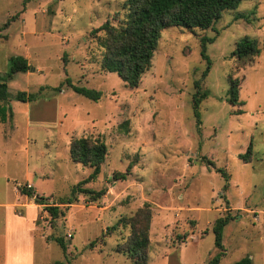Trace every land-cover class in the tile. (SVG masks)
Instances as JSON below:
<instances>
[{"label":"rangeland","instance_id":"rangeland-1","mask_svg":"<svg viewBox=\"0 0 264 264\" xmlns=\"http://www.w3.org/2000/svg\"><path fill=\"white\" fill-rule=\"evenodd\" d=\"M125 2L0 0V77L10 57H24L32 69L16 74L8 91L36 97L0 103L12 111L0 122V202L14 203L15 185L31 184L48 204H60L91 172L70 160L71 141L99 139L107 154L85 188L106 189L105 195L95 202L79 195L67 210L59 205L66 213L53 228L39 206L34 264H132L129 219L145 204L151 213L146 264H207L217 253L213 224L226 214L234 219L223 230L219 264L244 257L264 264V0L242 2L205 31H162L152 66L135 88L102 71L106 33L93 32L105 22L121 28ZM202 37L214 38L206 45L210 68L203 79ZM243 37L260 50L249 61L231 56ZM65 79L99 91L101 99L93 102L65 85L54 91ZM199 79L207 98L198 107V129L193 95ZM231 80L237 81L241 106L226 101ZM125 122L126 133L120 127ZM250 141L251 154L241 160ZM128 167L125 181H113ZM218 170L228 176L226 191ZM120 219L128 226L102 237ZM53 238L63 239L65 252Z\"/></svg>","mask_w":264,"mask_h":264},{"label":"trees","instance_id":"trees-1","mask_svg":"<svg viewBox=\"0 0 264 264\" xmlns=\"http://www.w3.org/2000/svg\"><path fill=\"white\" fill-rule=\"evenodd\" d=\"M247 0H126L127 16L124 25L115 29L105 22L101 27L93 32L104 31L106 38L102 40L100 46L105 52L101 61V69L106 73L116 74L130 88L138 86L142 75L152 66V58L158 47L160 33L165 29L179 27L185 30L205 31L211 29L226 11H233ZM214 38L202 37L200 39L201 59L206 61V70L202 73L201 79L205 78L210 68V61L206 55V45L212 44ZM260 54L257 43L254 39L243 37L237 41L235 49L231 53L238 61H249ZM28 61L21 56H12L8 60V70L0 77V103L14 100L21 103L33 101L35 94L18 92L12 96L8 91L7 83L13 79L16 74H24L31 71ZM201 79L194 83L195 94L193 95V115L196 119V126L199 129L200 114L198 107L200 102L207 98L205 92H201ZM65 85L72 92L78 94L93 102L101 99V93L93 89L78 87L73 85L70 80L65 79L54 91L61 90ZM239 89L236 80H231L228 89L227 103L232 106H241L238 98ZM243 114L237 111L236 115ZM12 116V111L8 106L0 105V122L5 123ZM127 122L120 127L124 133ZM252 151L251 141L248 144L246 153L240 155L241 160L249 158ZM107 154L106 146L99 139L89 137L77 138L71 141L69 145V157L73 163L80 164L83 167H89V175L79 181L71 190L70 196L60 204H48L47 199L35 194L30 186H17L18 192L33 199L34 204L42 206L50 218V227L53 228L56 221L65 216L66 210L78 201V196L87 197L88 202H95L101 199L106 189L93 191L85 188V185L94 182L100 174V168ZM207 166L213 163L203 158ZM131 167H128L125 173H115L113 181H125ZM224 179L223 191L228 188V176L225 172L218 170ZM59 205L65 207L61 209ZM234 218L226 214L215 220L212 233L214 236V246L217 253L207 262V264H219L225 255L222 245V234L224 228ZM131 234L126 252L132 261V264H146L148 249V231L150 228L151 213L149 205L145 204L135 216L129 219ZM124 219H120L114 226L106 229L102 237L111 235L119 226L126 228L128 226ZM62 251L65 252L66 246L62 238L52 239ZM93 244L90 246L92 247ZM61 264V263H55ZM235 264H251L248 257H244Z\"/></svg>","mask_w":264,"mask_h":264},{"label":"crops","instance_id":"crops-1","mask_svg":"<svg viewBox=\"0 0 264 264\" xmlns=\"http://www.w3.org/2000/svg\"><path fill=\"white\" fill-rule=\"evenodd\" d=\"M35 194L40 196L36 189L29 184ZM15 201L12 204L0 202V245L5 260L0 259L1 264H34L31 247L40 228L36 225L38 205L33 199L18 192L15 185ZM33 211V215L31 212ZM27 224V230L23 226ZM14 253V257H7Z\"/></svg>","mask_w":264,"mask_h":264},{"label":"built area","instance_id":"built-area-1","mask_svg":"<svg viewBox=\"0 0 264 264\" xmlns=\"http://www.w3.org/2000/svg\"><path fill=\"white\" fill-rule=\"evenodd\" d=\"M68 237H69V238H71V236H70V235H68Z\"/></svg>","mask_w":264,"mask_h":264}]
</instances>
